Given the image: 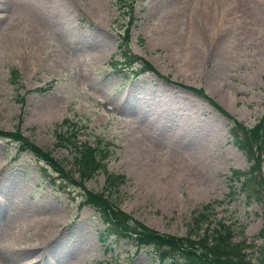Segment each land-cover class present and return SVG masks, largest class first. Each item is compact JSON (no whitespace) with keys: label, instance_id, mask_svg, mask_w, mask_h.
I'll return each mask as SVG.
<instances>
[{"label":"rangeland","instance_id":"1","mask_svg":"<svg viewBox=\"0 0 264 264\" xmlns=\"http://www.w3.org/2000/svg\"><path fill=\"white\" fill-rule=\"evenodd\" d=\"M191 1L180 15L183 0H0V132L22 134L71 173L63 181L0 137V264H158L131 240L101 246L106 224L82 205L108 174L124 181L117 209L149 230L184 238L201 216L195 232L227 226L245 260L264 264V202L238 186L250 164L221 113L248 129L264 116V0ZM122 53L159 77L137 76ZM59 135L100 148L92 179L82 183ZM258 164L264 185V156Z\"/></svg>","mask_w":264,"mask_h":264},{"label":"trees","instance_id":"2","mask_svg":"<svg viewBox=\"0 0 264 264\" xmlns=\"http://www.w3.org/2000/svg\"><path fill=\"white\" fill-rule=\"evenodd\" d=\"M138 62L143 65L136 70L135 74L142 75L147 71L156 73L149 65L135 56L128 57L125 64H129V69H133ZM156 75L159 77L157 73ZM166 81L169 82V79L167 78ZM178 86L208 100L219 111L216 104L200 88L185 87L181 84H178ZM221 113L230 126L228 134L230 135L231 144L245 154L248 164H250L247 171L235 174V178L241 181L239 184L242 194L248 201L264 202V185L259 177L260 166L258 164L261 157L264 156V116L256 126L248 129L243 123L237 122L223 112ZM60 136L58 137L61 141ZM0 137L20 142V150L25 149L32 152L51 167L52 174H58L63 181L71 179V173L64 171L62 163L53 160L48 153L40 151L32 143H29L22 134L18 132L14 134L0 132ZM73 138L69 140V138L63 137L62 141L64 143L62 142L61 147L65 146L67 148V145H69L68 148L74 149L77 153L75 154V161L80 169L81 181L85 183L92 179L97 171L102 169V160L95 158V153L102 154V151L97 146L90 148L84 145L83 148H76V141ZM102 156L104 155L102 154ZM105 182L106 185L102 192L86 193L87 197L83 202L85 205H89L96 214H99L103 219V224H106V227L97 234L103 248H106L107 241L114 237L118 240H131L138 246V249L149 247L150 251H153V258L158 264H252L245 260L246 255L244 252L246 248L244 243H234L233 233L227 226L220 224L213 231L206 229L203 234H200L194 230L198 229L204 221L201 216H198L199 221H196V224L189 228L190 233L188 236L179 238L165 234L161 235L149 230L130 216L121 213L115 203L112 202V197L117 194L118 188L124 182L120 175L108 174ZM195 233L197 234L195 235ZM192 236H194V239H192ZM259 237L264 239V216Z\"/></svg>","mask_w":264,"mask_h":264},{"label":"bare ground","instance_id":"3","mask_svg":"<svg viewBox=\"0 0 264 264\" xmlns=\"http://www.w3.org/2000/svg\"><path fill=\"white\" fill-rule=\"evenodd\" d=\"M183 1H184V2H183V3H180L179 6H175V9H174V10L177 11V13L180 14V15L184 14L183 11L186 10L185 7H186V6L189 7V6L191 5V2H192L191 0H187V1L183 0ZM241 1H242V0H241ZM252 1H253V0H252ZM203 2H204V5H205V3H206V4L208 3V1H203ZM231 2H232V1L230 0L229 3H231ZM199 3H202V1H201V0H200V1H199V0H195V1H194L195 7H196L197 5L200 6L201 4L199 5ZM229 3H228V5H229ZM233 3H234V2H233ZM194 4H193V5H194ZM212 4H213V3H212ZM230 5H231V4H230ZM214 6H215V5H214ZM214 6H213V7H214ZM226 6H227V5H226ZM204 7H207V6H204ZM227 7H228V6H227ZM235 7H236V6H235ZM251 7H252V6H251ZM198 8H199V7H198ZM202 8H203V6H202ZM207 8H208V7H207ZM222 8H223V7H222ZM236 8H237V7H236ZM192 9L194 10L195 8L193 7ZM200 9H201V8H200ZM232 9H233V8H231V10H232ZM193 10H192V11H193ZM234 10H235V9H234ZM245 10H246V9H245ZM207 11H208V10H207ZM227 11H228V10H227ZM240 11H241V10H240ZM257 11H258V10H257ZM193 12H194V11H193ZM198 12H199V11H198ZM204 12H205V10H204ZM214 12H215V11H214ZM244 12H245V11H244ZM223 13H224V12H223ZM199 14H200V13H199ZM225 14H226V13H225ZM232 14H233V12H232ZM194 15H195V14H194ZM207 15H208V14H207ZM239 15H240V14H239ZM197 16H199V15H197ZM204 16H205V15H204ZM219 16H220V15H219ZM227 16H228V15H227ZM246 16H247V15H246ZM177 17H178V16H177ZM202 17H203V16H202ZM225 17H226V16H225ZM230 17H231V16H230ZM234 17L236 18V16H234ZM197 19H198V18H197ZM205 19H206V18H205ZM215 20H216V19H215ZM232 20H233V19H232ZM222 21H223V19H222ZM233 21H235V20H233ZM204 22H205V21H204ZM215 22L217 23V20H216ZM238 22H239V21H238ZM206 23H207V22H206ZM219 23H220V22H219ZM226 23H227V22H226ZM228 23H229V22H228ZM239 23H240V22H239ZM247 23H248V21H247ZM247 23H246V24H247ZM234 24H235V23H234ZM208 25H209V22H208ZM226 25H227V24H226ZM201 26H202V25H201ZM205 27H207V25H206ZM219 27H220V25H219ZM198 28H199V27H198ZM198 28H197V29H198ZM215 29H216V27H215ZM220 30H221V28H220ZM217 34H218V33H217ZM208 41H209V40H208ZM205 42H206V41H205ZM210 44H212V43H210ZM157 105H158V104H157ZM135 132H136V131H135ZM139 132H140V131H139ZM142 135H143V134H142ZM137 146H138V145H137ZM137 152H138V151H137ZM139 152H141V150H140ZM144 153H145V152H144ZM145 154H146V153H145ZM136 155H137V154H136ZM139 155H141V154H139ZM139 155H138V156H139ZM143 155H144V154H143ZM138 156H137V157H138ZM151 156H152V155H151ZM147 158H149V157H147ZM151 159H152V157L149 158V160H151ZM146 160H147V159H146ZM152 160H153V159H152ZM156 161H157V160H156ZM156 161H155V162H156ZM148 162H149V161H148ZM148 162H147V163H148ZM153 162H154V161H153ZM181 162H182V161H181ZM150 163H151V162H150ZM178 164H180V163H178ZM174 165H175V164H174ZM180 165H181V164H180ZM191 169H192V168H191ZM176 170H177V169H176ZM174 172H175V170H174ZM195 172H196V171H195ZM197 173H198V171H197ZM198 174H201V173H198ZM200 176H201V175H200ZM4 204H5V203H4ZM0 206H1V205H0Z\"/></svg>","mask_w":264,"mask_h":264}]
</instances>
